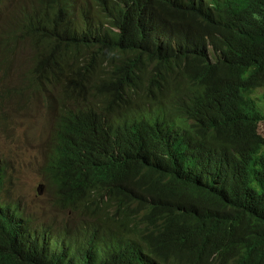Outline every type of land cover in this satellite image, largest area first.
Returning a JSON list of instances; mask_svg holds the SVG:
<instances>
[{
  "label": "trees",
  "instance_id": "trees-1",
  "mask_svg": "<svg viewBox=\"0 0 264 264\" xmlns=\"http://www.w3.org/2000/svg\"><path fill=\"white\" fill-rule=\"evenodd\" d=\"M92 1L81 24L72 1L22 5L0 31V52L28 41L25 85L71 78L65 96L99 69L100 99L113 84L151 90L118 155L102 153V117L74 115L46 167L60 201L113 184L121 198L109 225L128 236L112 238L104 259L111 228L72 254H31L0 222V264H264V115L252 100L264 90V0H149L156 15Z\"/></svg>",
  "mask_w": 264,
  "mask_h": 264
},
{
  "label": "clouds",
  "instance_id": "clouds-1",
  "mask_svg": "<svg viewBox=\"0 0 264 264\" xmlns=\"http://www.w3.org/2000/svg\"><path fill=\"white\" fill-rule=\"evenodd\" d=\"M68 1L74 2L73 7L75 8V13L73 16L76 15V19L73 20H77L79 24L85 20L84 15L90 13V11L96 7L95 2L92 0ZM120 1H122V6H133L134 2L140 3L147 6L150 12L156 15V11L150 6L149 0ZM27 3L30 2L28 0H0V20L3 12L5 10L8 11L3 22L0 24V31L9 21L10 17L17 13L19 7ZM114 30L120 31L118 28H114ZM27 43L29 45L28 41ZM21 44H23V42L17 45L15 55L11 53L5 58L0 52V85H6V83L10 82V77H12L14 73H20L23 68L26 69V64L24 60H22L26 57L22 58L18 55V47ZM24 72L25 70L21 74V78ZM101 76L100 69L95 75L89 73V75L82 79L84 84L83 90L80 93L76 92L75 94H71V96H65L63 94V92H66V85L71 78L63 77L65 80L63 81L64 83L57 87L40 86L39 88L36 85H28L29 89H38L44 100L47 99V95L49 94H55L58 96V116L55 128L52 132L50 157L54 154L56 148L55 142H58L60 138L63 119L71 118V116L74 115L88 116L93 112L97 113L104 121V128L100 140L102 153L114 156L122 151L134 122L138 121L143 114H146L140 111L147 109L149 103L153 100L151 90H138L132 85H129L126 90H123L113 84L107 89L104 98L100 99V97L96 96L99 94V90L92 86L95 82H102ZM76 78L79 79L81 77L76 76ZM24 80L25 79L22 78V82L19 84L20 88L27 86V84L25 85ZM2 90L4 89L1 88L0 91ZM6 90L11 91L9 89ZM67 93L70 95V90ZM252 100L254 101V99ZM1 103L3 102L0 101V104ZM49 160L50 158L44 165L43 173L46 179V185L55 190L57 201L61 208L72 210L74 212L85 211L91 217L90 220L100 221H87L86 225L77 231L78 233L76 236L70 235V232H55L49 228L48 225L40 226L34 224L32 218L22 210V207L18 202L8 201L2 198V190L7 177V171L5 166L0 164V222L10 224L19 231V247L23 252L31 254H34L36 249L39 251L43 249L50 255L72 254L75 252L76 245L82 243L86 236L92 235L100 229L111 228L115 234H107V242L99 251L100 258L104 259L108 257L109 253L112 251L110 246L112 238L127 237L128 234L121 233L129 230L124 228L122 231H118L115 227L109 225L110 219L119 215L118 207L119 199L121 197L118 195L115 186L109 182H100L99 185L89 192L74 195L76 201L69 200L66 197L60 201L61 192L59 193L56 188L48 182L49 175L46 172V167ZM44 185V183H41L38 187L39 193H42L41 191ZM131 190L138 192L135 187H132ZM130 205L138 213L141 212V207L138 202H133Z\"/></svg>",
  "mask_w": 264,
  "mask_h": 264
},
{
  "label": "rangeland",
  "instance_id": "rangeland-1",
  "mask_svg": "<svg viewBox=\"0 0 264 264\" xmlns=\"http://www.w3.org/2000/svg\"><path fill=\"white\" fill-rule=\"evenodd\" d=\"M7 12H3L0 24ZM18 55L22 58L31 55L27 41L18 47ZM24 70L14 73L6 85H0V89L5 90L0 91V101L3 102L0 109V164L7 171L2 198L18 202L34 224L48 225L55 232H70L76 236L87 221L100 220H90L85 211L61 208L55 190L46 185L43 168L50 158L52 132L58 116V96L49 94L44 100L38 89L20 88ZM6 89L11 91L6 92ZM263 93V90L256 91L252 99L264 114ZM41 183L45 185L39 193Z\"/></svg>",
  "mask_w": 264,
  "mask_h": 264
}]
</instances>
